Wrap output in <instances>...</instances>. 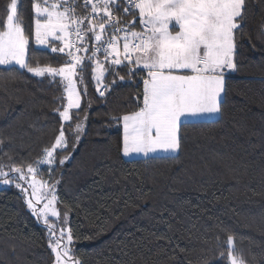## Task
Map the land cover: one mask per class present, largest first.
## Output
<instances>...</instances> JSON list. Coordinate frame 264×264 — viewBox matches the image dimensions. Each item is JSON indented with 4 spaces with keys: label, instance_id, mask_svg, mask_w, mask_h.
<instances>
[{
    "label": "trees",
    "instance_id": "obj_1",
    "mask_svg": "<svg viewBox=\"0 0 264 264\" xmlns=\"http://www.w3.org/2000/svg\"><path fill=\"white\" fill-rule=\"evenodd\" d=\"M8 2L0 0V22ZM34 2L18 3L31 66H61L65 54L35 50ZM120 18L126 23L133 15ZM234 59L216 119L182 122L174 155L129 160L121 122L112 118L141 106L143 71L129 77L127 68L113 66L101 97L89 67L81 108L62 122L59 83L0 66V163L37 167L64 126L68 148L57 150L47 178L69 213L80 264H229V236L246 264H264V0H247ZM83 120L77 140L75 124ZM53 262L47 232L22 193L0 188V264Z\"/></svg>",
    "mask_w": 264,
    "mask_h": 264
},
{
    "label": "snow or ice",
    "instance_id": "obj_2",
    "mask_svg": "<svg viewBox=\"0 0 264 264\" xmlns=\"http://www.w3.org/2000/svg\"><path fill=\"white\" fill-rule=\"evenodd\" d=\"M81 7L90 10L81 15L77 11ZM33 9L35 50L50 48L51 53L65 54L67 59L60 67H41L38 62L31 66L30 36L18 14V0H10L6 22H0V66H4L3 71L26 69L36 77H50L59 83L67 99L63 110L57 109L62 121L71 122V110L81 108L89 67L101 97L110 90L109 85H103L104 90L101 86L113 66L127 68L129 77L146 72L141 106L112 118L122 122L125 156L135 153L148 158L157 151L175 154L181 149L182 117L188 123V117L221 113L225 74L236 69L237 33L243 28L247 0H35ZM121 10L124 15H133V20L123 23L116 15ZM137 17L139 31L135 30ZM83 131L84 125L77 122V140ZM67 148L62 124L55 143L44 150V159L33 163L51 166L57 150ZM39 170L33 164L25 169L0 163V182L13 183L9 174H17L15 187L48 229L53 264H80L70 255L71 228L50 223V217H55L59 224H65L66 213L65 219H60L55 183L37 180ZM228 245L229 264H246L236 253L232 236Z\"/></svg>",
    "mask_w": 264,
    "mask_h": 264
},
{
    "label": "rangeland",
    "instance_id": "obj_3",
    "mask_svg": "<svg viewBox=\"0 0 264 264\" xmlns=\"http://www.w3.org/2000/svg\"><path fill=\"white\" fill-rule=\"evenodd\" d=\"M18 3H19V0H18ZM33 43H34V36H33ZM50 49V48H49ZM62 66V65H61ZM41 67H44V66H41ZM57 67H60V66H57ZM232 71H228V72H226V74H225V76L226 75H228V74H230ZM78 90H80L81 89V85H79L78 84ZM64 96H65V101H64V104H63V106L64 105H66V103H67V99H66V93L64 92ZM62 110H63V107H62ZM61 110V111H62ZM72 110H74V109H72ZM71 110V111H72ZM219 114V113H218ZM218 114H215V115H203V116H199V117H188V120L189 121H202V120H213V119H216L217 117H218ZM62 120V119H61ZM181 121L182 122H184V118L182 117L181 118ZM62 122H64V121H62ZM84 122H85V120H83V122H82V124H84ZM121 129H122V132H123V127H122V122H121ZM55 143V142H54ZM123 147V146H122ZM166 154H171V153H167V152H164V151H157V152H154V153H151L149 156H159V155H166ZM123 156H124V158L125 159H132V158H142V157H144L142 154H131V155H129V156H125L124 154H123ZM44 159V155H43V157H42V159L41 160H43ZM40 160V161H41ZM53 165H51V166H48V165H39L38 164V168L40 169L39 170V172H38V174H37V180H41V181H47L48 182V178H47V175H48V173H49V170H50V168L52 167ZM27 167H25V169H26ZM42 170H45L46 171V173L44 174V172L42 171ZM4 171H8V168H4ZM16 177H17V174H9V177H8V179L10 180V181H13V183H10V184H4V183H2V182H0V188H6V187H10V186H14L15 187V182H16ZM52 183H55V194H56V188H57V183L56 182H52ZM52 183H49V184H52ZM16 188V187H15ZM17 189V188H16ZM18 191H20V189H18ZM20 193H22L21 191H20ZM22 195L24 196V194L22 193ZM24 198H25V196H24ZM25 201H26V199H25ZM43 206V204L41 203L40 205H38V207H42ZM56 207H57V209L61 212V218L60 219H65V213H66V223L65 224H59L58 223V220H57V218H55V217H50V223H56L57 224V227L59 228V227H67V228H70V219H69V213H68V211L66 210V209H64V208H61V207H59L58 206V204L56 205ZM31 210V209H30ZM31 212H32V210H31ZM34 215V214H33ZM34 217L38 220V222H40L43 226H44V228H45V230H46V232H47V235H48V229H47V227L44 225V223H43V220L42 219H39V218H37L35 215H34ZM65 239H66V237H65ZM48 240H49V237H48ZM74 245H75V240H74V238H73V242H72V244L70 245V247H71V249H72V252L70 253V255H72L73 256V258L74 259H77L76 257H75V255H74ZM51 249V248H50ZM53 255H54V253H53Z\"/></svg>",
    "mask_w": 264,
    "mask_h": 264
},
{
    "label": "built area",
    "instance_id": "obj_4",
    "mask_svg": "<svg viewBox=\"0 0 264 264\" xmlns=\"http://www.w3.org/2000/svg\"><path fill=\"white\" fill-rule=\"evenodd\" d=\"M89 10H90V7H89L88 9H84V8H82V7L77 9L78 12H79V11H84V12H86V13H87V11H89ZM120 14L124 15L123 12H122V10L116 12V15L119 16V17H120ZM120 19H121V18H120ZM121 44H122V42H121ZM100 58L103 59L102 55L100 56ZM101 90H103V89H101Z\"/></svg>",
    "mask_w": 264,
    "mask_h": 264
},
{
    "label": "crops",
    "instance_id": "obj_5",
    "mask_svg": "<svg viewBox=\"0 0 264 264\" xmlns=\"http://www.w3.org/2000/svg\"><path fill=\"white\" fill-rule=\"evenodd\" d=\"M140 28H141V26H140ZM140 30V29H139ZM139 30H137V31H139ZM38 47V46H37ZM145 73V75H146V72H144ZM122 135H123V132H122ZM123 148V147H122ZM176 154V153H175ZM166 155H174V154H166ZM122 156H123V150H122ZM123 158H124V156H123ZM142 158H145V157H142ZM125 159V158H124ZM132 159H134V158H132ZM127 160H129V159H127Z\"/></svg>",
    "mask_w": 264,
    "mask_h": 264
}]
</instances>
